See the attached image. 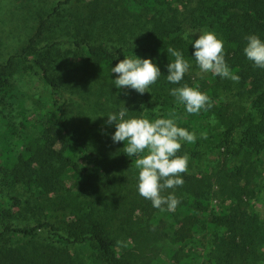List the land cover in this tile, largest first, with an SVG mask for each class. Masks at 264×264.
<instances>
[{
  "label": "rangeland",
  "instance_id": "374dc122",
  "mask_svg": "<svg viewBox=\"0 0 264 264\" xmlns=\"http://www.w3.org/2000/svg\"><path fill=\"white\" fill-rule=\"evenodd\" d=\"M183 1L186 5H172L169 16L176 17L182 36L192 43L209 30L199 23L203 20L196 11V0ZM59 2V9L46 21L41 35L35 37L39 23ZM130 3L0 0V63L18 56L34 37L37 50L28 57L46 58L48 73L57 85L55 89L49 87L37 68L13 58L16 66L8 73L9 84L14 102H23V107L14 108L17 121H22V108L27 112L23 116L32 123L40 114L53 112L55 105L63 103L69 131L86 146L80 167L92 168L98 160L103 165L96 180L81 183L67 178L61 192L46 195L38 194L42 189L38 191L32 184L9 185L6 181L13 180L0 174V259L9 264H103L91 241L72 244L57 240L47 228H38L31 237L17 233L19 229L47 223L63 238L74 224L79 225L82 234L102 232L113 241L116 257L126 264H264V147L259 148L257 161L252 157L241 165L248 178L244 179L242 173L233 185L232 176L226 174L224 178L221 171H235L230 154L234 150L232 142L239 137L232 132L233 138L225 139L224 127L215 111H207V116L186 113L180 115L181 120H175L179 127L195 133L197 139L195 143H182L179 152L190 156L188 172L182 175L183 186L165 193L174 192L179 199H186L191 195L187 187L190 177L204 178L199 188L209 180L211 188L202 196L207 198L211 215L192 210L182 215L179 205L174 212H161L139 194L137 157L126 155L124 142H113L115 124L106 123L109 113L124 107L129 111L125 119L135 117L141 109L138 93L90 77L84 46H100L120 58L129 57L134 51L132 40L144 36L150 27L145 12ZM70 42L79 44L75 47ZM53 43L59 44L49 55L44 46ZM209 78L216 83L228 79L201 71L184 76V80L198 85ZM228 80L219 91L224 96L217 94L213 101L214 105L223 104L224 117L234 112L240 96L236 84ZM153 91H157L155 85L149 88V93ZM2 96L0 116L5 109V113L11 112V104H5ZM176 108L185 111L179 104ZM2 129L0 119V133ZM202 133L207 134L206 139ZM23 134L38 136L31 128ZM61 168L54 159L53 170ZM108 179L114 185H108ZM197 218L214 222L215 226L203 225L194 232Z\"/></svg>",
  "mask_w": 264,
  "mask_h": 264
},
{
  "label": "trees",
  "instance_id": "16d2710c",
  "mask_svg": "<svg viewBox=\"0 0 264 264\" xmlns=\"http://www.w3.org/2000/svg\"><path fill=\"white\" fill-rule=\"evenodd\" d=\"M126 1L131 2L130 4L138 10L145 12L150 26L144 36L135 37L132 40L131 46L134 51L129 58L136 55L142 59H151L160 68L162 74L153 84L157 91L146 92L142 95L137 92L141 109L135 117L147 118L150 121L157 118L181 120L180 115L187 112L186 110H177L176 105L179 104L184 109L185 106L171 95V89L184 83L190 87H195L198 84L191 80L186 81L184 78L180 85L167 81V65L175 59L167 53V48L171 47L183 54L191 65L190 73L201 71L193 56L195 49L192 43L186 41L182 36L180 25L175 23L176 17L172 14L169 16L173 11L172 5H186L184 4L186 2L183 0ZM61 4L59 2L51 13L39 23L35 37L41 35L46 21L56 13ZM196 4V11L202 14L203 20L199 23L209 31L216 33L218 38L223 39L226 63L230 70L240 77L239 82H232V84H236L238 95H240L237 97L239 102L235 103L232 114L224 117L223 104H217L209 110L199 112V114L207 116L209 115L207 111H215L217 118L224 127L225 139L232 137V132H236L237 137H239V139L236 137V141L232 142L234 150L230 154L235 171L230 169L226 172L225 170L221 171L224 178L226 174L231 175V181L235 185L242 173L244 179L248 178V173L243 171L241 165L251 161L252 157L259 158L261 154L259 148L264 147V69L255 67L244 54V48L247 44L246 36L255 34L264 40V0H196ZM187 10H191V8ZM34 42L33 37L18 56L9 57L5 63H0V96L3 94L2 98L6 100L5 104H11V112L5 113V109L0 116L3 123V131L0 133V174L13 180L6 181L9 185L12 183L21 187L32 184L35 189H42L38 194L46 195L50 192L57 194L61 192L67 178H72L75 182L81 183L96 180L103 165L98 160L95 161L92 168L80 167L79 161L86 157V146L69 131L63 103L55 105L53 112L40 114L32 123L23 116V113L26 115L27 112L22 108V121H17L14 108L16 106L23 107V102L21 104L14 102L13 90L9 84L8 73L16 66L13 58L21 59L28 64V67L34 66L39 70L42 79L49 87L53 89L57 87L48 73L46 58L30 59L28 57L37 50ZM58 44L45 45L46 53L51 55V51H56ZM78 44V42H70V45L75 47ZM84 46L86 58L89 61V76L102 79L105 83L110 82L111 85L115 86L114 80L117 78V74L112 73L111 68L115 67L123 58L100 46L91 44H84ZM213 80L209 78L206 83L198 85L199 90L211 97L212 101L217 99V94L221 97L224 96L223 91L219 94L221 85L229 83L228 79L218 83ZM219 99H221L220 96ZM249 100L251 101L247 103ZM1 102L4 101L0 98ZM170 114L172 115L170 116ZM190 115L194 116L195 114ZM26 128L35 130L38 136L34 138L33 135L23 134ZM54 159L62 165V168L56 172L53 170ZM189 179L191 180L187 181V187L190 188L189 193L191 195L187 196L186 199H180L181 214L185 215V211L192 210L194 213L200 212V215L208 217L211 214L207 210V198L202 196V192L208 193L211 183L208 180L202 188H199V184H202L204 178L190 177ZM107 184L111 186L114 185V182L108 179ZM239 197L241 198L240 195ZM240 198L237 197V201H240ZM59 208L62 209L60 206ZM68 213L69 216H72L71 212ZM197 219L194 223V232L201 230L203 225L215 226L214 222L206 221L203 218ZM78 226L77 224L70 225L69 234L66 238L59 236L54 226L47 223L40 224L38 227L19 229L17 233L31 237L38 228H47L57 240L72 244L91 241L97 250L99 260L103 264H126L116 257L113 241L105 234L100 231H94L89 235L82 234L79 232ZM0 264L9 263L0 259Z\"/></svg>",
  "mask_w": 264,
  "mask_h": 264
},
{
  "label": "clouds",
  "instance_id": "9594fccd",
  "mask_svg": "<svg viewBox=\"0 0 264 264\" xmlns=\"http://www.w3.org/2000/svg\"><path fill=\"white\" fill-rule=\"evenodd\" d=\"M247 44L244 54L257 68L264 69V40L255 34L245 37ZM195 49L193 56L196 64L204 73H212L221 78H228L239 82L225 60L224 41L216 33L205 31L192 42ZM167 53L175 59L167 65V81L180 85L191 67L183 54L171 47ZM111 72L117 74L114 80L118 89H133L139 94L149 92L162 75L160 68L151 59H142L136 55L120 60ZM171 95L185 106L189 114H198L201 110H209L214 102L206 93L199 90V86L190 87L187 83L171 89ZM127 108L109 113L106 123L115 124L112 135L114 143L124 142V152L128 157L136 156L135 166L139 170L138 192L151 201L152 206L161 212H174L181 200L169 189L182 187V175L188 172L190 156L178 155L182 143H195V133L179 127L174 118H157L150 121L147 118H129ZM172 114H170L171 116ZM204 139L206 133L201 134ZM121 244L120 241L117 242Z\"/></svg>",
  "mask_w": 264,
  "mask_h": 264
}]
</instances>
